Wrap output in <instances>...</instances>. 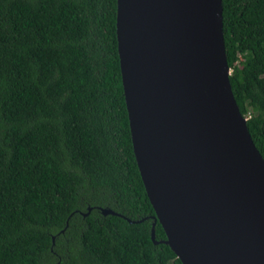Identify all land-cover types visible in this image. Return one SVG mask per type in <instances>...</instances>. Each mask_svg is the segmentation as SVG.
<instances>
[{
  "label": "trees",
  "instance_id": "16d2710c",
  "mask_svg": "<svg viewBox=\"0 0 264 264\" xmlns=\"http://www.w3.org/2000/svg\"><path fill=\"white\" fill-rule=\"evenodd\" d=\"M222 7L232 90L264 156V0ZM116 9L0 0V264H183L158 219L151 237Z\"/></svg>",
  "mask_w": 264,
  "mask_h": 264
},
{
  "label": "water",
  "instance_id": "95a60500",
  "mask_svg": "<svg viewBox=\"0 0 264 264\" xmlns=\"http://www.w3.org/2000/svg\"><path fill=\"white\" fill-rule=\"evenodd\" d=\"M222 8L117 0L123 93L153 241L158 219L183 264H264V156L232 90Z\"/></svg>",
  "mask_w": 264,
  "mask_h": 264
}]
</instances>
